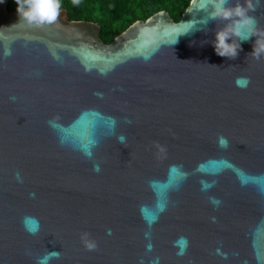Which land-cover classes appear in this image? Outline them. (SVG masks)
Masks as SVG:
<instances>
[{
	"label": "water",
	"instance_id": "water-1",
	"mask_svg": "<svg viewBox=\"0 0 264 264\" xmlns=\"http://www.w3.org/2000/svg\"><path fill=\"white\" fill-rule=\"evenodd\" d=\"M8 2L0 264H37L47 250L61 253L50 264H173V17L160 10L105 42L66 8L35 28Z\"/></svg>",
	"mask_w": 264,
	"mask_h": 264
},
{
	"label": "clouds",
	"instance_id": "clouds-1",
	"mask_svg": "<svg viewBox=\"0 0 264 264\" xmlns=\"http://www.w3.org/2000/svg\"><path fill=\"white\" fill-rule=\"evenodd\" d=\"M15 2L20 22L28 27H51L60 21L62 0H15ZM79 2L80 0H72L74 5ZM261 2L262 0H192V5L197 11L202 10L206 14L203 17L204 25L209 22H216L218 25L215 39L212 41L217 55L234 60L242 50L241 42L255 37L253 51L249 56L260 60L264 57V27L260 26L258 17L253 13L261 6ZM186 24L187 27L177 35V38L188 34L194 29L196 23L189 21ZM175 43L177 39L173 41V45ZM5 55H11V51H6ZM248 83H250L248 77H237L236 79L238 87L247 86ZM12 99L15 100V97ZM117 139L121 144H124L126 140L123 136ZM218 146L226 150L228 148L227 138L221 135L218 138ZM17 178L19 179V174ZM37 231H32L30 234L36 235ZM80 239L86 250L95 251L98 248L97 242L90 233H81ZM60 254V252L47 250L37 258V264H50L51 260L59 259Z\"/></svg>",
	"mask_w": 264,
	"mask_h": 264
},
{
	"label": "trees",
	"instance_id": "trees-1",
	"mask_svg": "<svg viewBox=\"0 0 264 264\" xmlns=\"http://www.w3.org/2000/svg\"><path fill=\"white\" fill-rule=\"evenodd\" d=\"M70 19L95 21L101 26L100 36L111 42L139 19L146 20L160 10L169 11L173 17V0H62ZM8 9H17L15 0H9Z\"/></svg>",
	"mask_w": 264,
	"mask_h": 264
}]
</instances>
